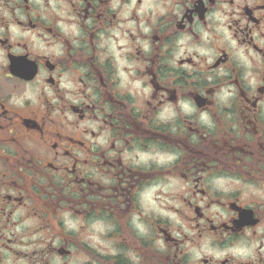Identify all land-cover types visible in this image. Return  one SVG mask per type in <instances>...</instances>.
Instances as JSON below:
<instances>
[{
	"label": "flooded vegetation",
	"instance_id": "1",
	"mask_svg": "<svg viewBox=\"0 0 264 264\" xmlns=\"http://www.w3.org/2000/svg\"><path fill=\"white\" fill-rule=\"evenodd\" d=\"M0 264H264V0H0Z\"/></svg>",
	"mask_w": 264,
	"mask_h": 264
}]
</instances>
